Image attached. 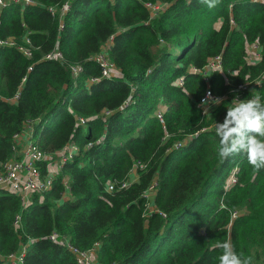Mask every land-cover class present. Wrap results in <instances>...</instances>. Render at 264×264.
<instances>
[{
	"label": "trees",
	"instance_id": "obj_1",
	"mask_svg": "<svg viewBox=\"0 0 264 264\" xmlns=\"http://www.w3.org/2000/svg\"><path fill=\"white\" fill-rule=\"evenodd\" d=\"M34 1L0 9V40L14 41L0 45V167L28 121L52 156L43 175L66 146L78 151L28 206L0 190V264L23 247V264H79L53 232L83 250L99 244V264H218L217 241L264 264V168L219 157L215 132L234 99L264 102V0ZM67 1L62 18L49 10ZM146 2L168 6L153 15ZM252 42L262 58L249 64ZM55 50L62 60L46 58ZM104 51L123 76L91 82L102 70L89 58ZM218 55L223 71L203 74ZM208 89L223 98L205 116Z\"/></svg>",
	"mask_w": 264,
	"mask_h": 264
},
{
	"label": "built area",
	"instance_id": "obj_2",
	"mask_svg": "<svg viewBox=\"0 0 264 264\" xmlns=\"http://www.w3.org/2000/svg\"><path fill=\"white\" fill-rule=\"evenodd\" d=\"M15 3H24V4H32L35 3L34 0H0V9L6 7L10 2ZM257 1V0H256ZM155 3L146 2V5L152 10V14L155 15L159 11H156ZM70 6V1H67L60 7H50V11L53 15L59 14L62 18L66 11ZM159 7V6H158ZM158 10V9H157ZM0 45H14V41L11 40H0ZM108 46L105 48L107 50ZM20 50L23 51L26 55L30 56L31 52L26 47H20ZM46 58H56L63 59L62 54L55 50L46 56ZM262 58V48L258 42H252L247 44V55L246 60L249 64H254L260 61ZM90 60H95L100 66L102 70L101 77H96L91 80V82H97L101 78H108L113 76L112 70L115 68L117 70L114 63L109 59L107 53L99 52L89 58ZM210 64V69H207V66ZM209 64L203 70V74L208 75L210 71L220 70L223 71L222 67V58L220 55L210 59ZM31 69V67H30ZM71 69L75 76L82 70L80 65L71 66ZM196 70V69H195ZM197 71V70H196ZM179 84H182V79H179ZM251 82H247L240 86L242 89L253 88L254 86L260 85V82L257 81L255 84H250ZM211 93V96L216 98H222L219 96H215L211 90H207L205 95L201 98L204 99L206 94ZM19 93H17L14 97L8 99L9 101L15 102L18 99ZM213 108V107H212ZM163 109H159L156 113V116L160 119L162 123H164L163 118ZM204 112V111H203ZM109 113V112H107ZM83 122V120L81 119ZM34 123L33 121H28L23 130L14 136V143L12 149L14 151V155L12 158L4 161L0 167V190H9L13 193H17L21 196V199L25 206L30 204V198L34 193H42L46 190H49L54 183V179L56 177L57 170H60L62 165L73 157V155L78 151L77 147L73 144L66 146L62 151L58 153L59 162H57V169L54 172L47 170L46 174H42L41 164L49 159H52V156L45 151H43L39 145L35 142L34 138ZM91 145V144H89ZM181 144L179 143L178 146ZM51 162V161H50ZM139 166H143L139 164ZM138 165L135 166V168ZM236 171V170H235ZM234 171V173H235ZM233 180H229L230 182H235L234 174L231 175ZM131 180L129 179L127 182L122 184V187H126L130 184ZM156 188V182H154L147 191V196L150 198V194L154 195V189ZM108 191L114 190V184L110 183L107 187ZM237 213H234L236 215ZM21 217L18 215L15 220V224L18 225L20 223ZM53 241H61L64 245H66L76 256L77 262L79 264H99L97 262L96 250L99 244H96L93 248L88 250L80 249L74 246L67 238L60 239V235L57 232H53L48 236ZM25 247L19 253H13L8 255L6 258L7 263L9 264H23L24 256H25Z\"/></svg>",
	"mask_w": 264,
	"mask_h": 264
},
{
	"label": "clouds",
	"instance_id": "obj_3",
	"mask_svg": "<svg viewBox=\"0 0 264 264\" xmlns=\"http://www.w3.org/2000/svg\"><path fill=\"white\" fill-rule=\"evenodd\" d=\"M199 2L213 8L219 0ZM232 75L238 76L237 73ZM221 103V98H214L209 92L198 107L203 109L206 116L211 113L213 106ZM231 103L233 106L227 108L223 122H216L215 125V132L219 137L218 156L226 159L243 153L252 168L259 172L264 168V102L261 97L253 96L244 100L236 98ZM215 247L220 250L218 264H253V258L237 253L230 241H217Z\"/></svg>",
	"mask_w": 264,
	"mask_h": 264
},
{
	"label": "rangeland",
	"instance_id": "obj_4",
	"mask_svg": "<svg viewBox=\"0 0 264 264\" xmlns=\"http://www.w3.org/2000/svg\"><path fill=\"white\" fill-rule=\"evenodd\" d=\"M155 4H154V6H156V5H158V6H156V11L155 12H157V11H160V10H162V9H164V8H166L167 6H168V4H161V3H159V2H154ZM158 9V10H157ZM152 11V10H151ZM207 69H210V64L207 66ZM112 74H115V76H117V77H122L123 76V74L119 71L118 72V70H115V68L112 70ZM214 107V106H213ZM164 108V105H163V103H162V101L159 103V105H158V107H157V109H156V111H155V115H156V113H157V111L159 110V109H163ZM57 157V156H56ZM57 162H59V159L58 158H54L53 160H51V162L49 163V165H48V170L49 171H51V172H54V174H55V172H56V169H57ZM233 174V173H232ZM131 178L134 180V179H136L137 178V175H136V172L135 171H133L132 173H131ZM230 179L231 180H233V177H230ZM229 179V180H230ZM230 182V181H229ZM150 196V198L153 196V194H150L149 195Z\"/></svg>",
	"mask_w": 264,
	"mask_h": 264
},
{
	"label": "crops",
	"instance_id": "obj_5",
	"mask_svg": "<svg viewBox=\"0 0 264 264\" xmlns=\"http://www.w3.org/2000/svg\"><path fill=\"white\" fill-rule=\"evenodd\" d=\"M118 70V69H117ZM118 72H119V70H118ZM115 75V74H114Z\"/></svg>",
	"mask_w": 264,
	"mask_h": 264
}]
</instances>
